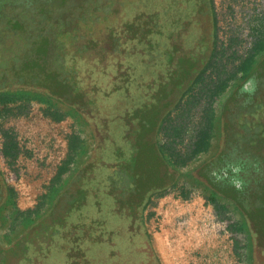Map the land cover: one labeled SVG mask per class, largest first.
Segmentation results:
<instances>
[{
  "label": "flooded vegetation",
  "instance_id": "1",
  "mask_svg": "<svg viewBox=\"0 0 264 264\" xmlns=\"http://www.w3.org/2000/svg\"><path fill=\"white\" fill-rule=\"evenodd\" d=\"M130 2V0H0L1 60L14 56L18 58L25 52L24 43H29V38L34 36L30 22L41 19V15H45L43 25L46 24L43 27V34L50 38L51 24H64L66 31L69 28L82 27V33H74L76 36L73 32L62 36L67 46L59 55L69 59L63 70L67 91L63 94L62 101L52 98L51 100L69 106L86 119H92L98 142L95 151V194L87 189L84 194L95 200V232L91 233V236H94L91 246L87 239H84L89 231L82 229L79 233L82 243L77 245L79 249L75 247L74 232L70 235L64 233L68 224L65 226L62 222L64 230H61L58 240L56 239L48 250L44 249L42 257L37 259L38 254L35 255V251H40L42 245L50 242L53 234L44 227L50 224L52 215H49L44 223H37L39 226L35 229L41 233L35 234L39 236L36 238L37 241L30 238L17 242L13 247L16 253L12 255L14 264H21L19 259L25 258L24 256L30 257L34 262L39 260L35 264H50L52 259L57 262L56 264H62L61 261H65V264H159L150 237L144 228L143 205L148 196L157 194L161 183L164 184L173 178V171L169 169L163 171L168 177L164 181L156 179V182L152 181L154 177L146 182L142 177L141 182L140 179L136 180L131 165L123 174L115 173L122 163L133 159L134 155L131 142L122 138L120 122L122 111L124 107L139 104L142 108L146 106L156 108L160 117L166 111L170 113L185 95L192 93L199 77L205 73L216 46L217 21L213 0H157L150 8L147 7L149 1L143 0L142 12L137 16L127 14ZM9 20L11 22L22 20L23 24L29 27H26L27 32L23 33V36L20 35L21 31L14 32V29L6 26V21ZM128 24L132 25V28L128 27ZM124 27L131 32L137 31L134 38L142 44L141 47L128 49L123 47L133 39L130 38L131 32L129 36L127 30L126 34L124 33ZM109 34L119 41V44H123L122 48L125 49L123 55L129 60L134 59L137 67H132L135 64L128 67L121 63L120 68L117 66L116 71H112L105 68L107 64L96 57L98 54L96 49L90 51L91 48H83L81 52H77L75 42L70 39L78 38V44H82L83 40L92 36L97 41L107 40ZM22 43L23 46L19 48V44ZM118 50L106 52L103 59L110 60L112 54ZM80 63H87L86 68H80ZM13 73L15 68L11 67V62L5 67L0 65V80L5 76L7 87L19 85L12 76ZM259 79L261 80L260 77ZM3 85L2 82L0 86ZM258 85L254 77L249 79L240 91L241 98L236 99L239 101L245 100L244 98L253 99ZM224 93V97L221 96L222 93L218 95L219 105L228 97ZM145 138L148 142L152 141L153 133H148ZM128 145L131 146L130 149ZM216 153L206 161L207 168L203 171L210 182L225 190L224 195L220 196L224 203L231 202L225 196L229 193L226 187L233 185L244 193L249 184L255 187L256 181L259 182L264 176V164L260 161L253 163L254 159H248L246 151L231 150L215 157ZM258 155L264 156V150L262 149ZM163 172L160 173L162 177ZM199 177L209 187L205 177ZM84 186L86 185L82 187ZM11 196L12 192L0 176V225L2 213L8 206L7 201L13 199ZM85 206L81 207L78 204L76 206L78 213L83 209L82 214L85 215ZM63 207L64 210L68 208L65 203ZM64 210L56 212L54 209L49 214L53 211L54 214L61 213ZM235 210L239 212L243 226L251 233L256 264H264V235H255L246 223V212L239 208ZM68 215L67 218L72 217L73 222L76 221L77 217L73 213ZM33 225L36 224L32 223L31 226ZM20 243L28 247L27 254L17 249ZM85 245L90 248L84 249ZM9 254V251L0 248V264H11Z\"/></svg>",
  "mask_w": 264,
  "mask_h": 264
},
{
  "label": "rangeland",
  "instance_id": "2",
  "mask_svg": "<svg viewBox=\"0 0 264 264\" xmlns=\"http://www.w3.org/2000/svg\"><path fill=\"white\" fill-rule=\"evenodd\" d=\"M130 1L127 14L139 15L143 0ZM147 1V7L150 8L157 0ZM213 2L217 21L215 42L219 51V67L215 71L208 67L202 75L203 80L198 82L192 93L182 98L178 108L171 111L170 119L173 123L183 121L185 124L177 143L174 141L172 144L171 138L163 135V132L158 134L159 143H169L176 152L187 157L183 164L175 167L177 174L174 184L168 185L163 194L152 195L143 212L144 228L159 264H256L253 240L248 228L243 226V231L240 232L230 228L233 224L242 223L239 212L234 208L217 211L208 198L211 192L209 187L195 176V172L220 148L219 94L211 96V91L207 92L206 88L212 89L216 79L223 80L234 73L240 60L247 56L257 39L264 37V0ZM136 32H131L130 38L133 39L123 47L128 49L142 46L134 38ZM121 49L114 53L115 57L112 54L110 60L104 59L103 63L107 64L105 68L116 71L121 63L128 67L135 64L132 67H137V62L124 56L125 49ZM79 66L85 69L87 63H80ZM239 76L240 74L227 80V84L231 86ZM11 107L6 110L0 108V132L10 130L15 134L20 153L11 167L7 166L0 153V171L4 183L14 193L16 207L8 205L2 213L0 248L9 251V261L14 264L12 255L16 253L13 247L19 241L38 239L39 236L35 234L41 233L35 229L39 226L37 223H44L50 211L64 210V203L69 207L68 203L86 194V189L95 194V151L98 142L92 119L80 116L65 104L58 103V108L61 112L71 111V114L59 122L46 116V106L36 101H31L22 108ZM210 108L215 113L210 148L188 158L186 155L198 131L205 126ZM1 143L0 135V150ZM62 167L65 171L58 177ZM83 185L86 186L82 187ZM180 192H184L186 196L183 197ZM58 202L54 208V204ZM90 203L94 206L92 212L88 211ZM94 203L95 200L89 198L81 206L87 204L83 218L94 221L93 223ZM65 214L67 215L66 212ZM29 217L34 218L36 225H24V220ZM71 218L68 220L73 222ZM65 228L64 233L67 235L73 233L69 224ZM88 231V236L85 235L84 239L91 246L94 237L91 233L94 231ZM89 246L85 245L83 248H90ZM27 248L24 243L17 246L24 254H27ZM56 263L53 259L50 262ZM60 263L65 264V261Z\"/></svg>",
  "mask_w": 264,
  "mask_h": 264
},
{
  "label": "trees",
  "instance_id": "3",
  "mask_svg": "<svg viewBox=\"0 0 264 264\" xmlns=\"http://www.w3.org/2000/svg\"><path fill=\"white\" fill-rule=\"evenodd\" d=\"M40 17L41 19H35L30 22L34 36H32L33 38H29V43H24L26 46H24L26 48L25 52L21 53L18 58L16 56L2 60L0 58L1 66L5 67L11 62V67L15 68V73H13L12 76L15 77V80L18 81L17 84H19L13 87H7L6 77H2L0 84L3 82L4 85L0 86V108L3 110L10 109L12 108L11 106H19L22 108L31 101H36L46 106V116L49 115L54 121L59 122L67 115L71 114V111L61 112L58 108V102L51 100L52 98L56 99V101H62L63 94L67 91L63 70L68 64L69 59H64L59 55V52H64L67 46L62 36L64 34H70V32H73V34L82 33V27L69 28L68 31H66L64 24H51L52 26L50 25L51 27L49 30L52 32V38H50L43 34V27L46 26V24L43 25L45 23V15H41ZM6 26L14 29V32L21 31V36L28 30L26 28L28 25L25 23L23 24L22 20H15L14 22H11V20L6 21ZM128 27L132 28V25L128 24ZM7 30H9V28ZM123 30L124 33L127 30L128 34L131 32L127 27H124ZM109 35L107 40L104 41H97L93 36L88 39L82 37L85 39L82 44H78V38L74 40L75 37H70V39L75 42L74 46H76L77 52H81L83 48H91L90 51L96 49L98 52L96 57H99L103 62L106 52L120 50L123 46V44H119V41L115 40L111 34ZM22 46L23 43L19 44L18 47L20 48ZM111 48H113V50H111ZM218 54L219 51L216 46H214L208 62V67H210L212 71L217 70L219 67ZM238 74H240V76L237 81L231 86L228 85L227 80L236 78ZM253 77L257 85L258 80H260L259 77L261 78L254 92L256 95L253 99L244 98L245 100L242 101L237 100L236 98H241L242 93L240 91L244 83ZM202 80L203 78L200 76L197 82ZM216 80L212 89L206 88L207 92L211 91V96H217L221 93V96H223L225 92L224 95L227 94L228 97L219 105L221 111L219 119L220 148L215 157L218 156V154L226 153V151L243 150L248 153V159H254L252 161L253 163L260 161L264 164V156L258 155L262 149L264 150V37L257 39L247 56L240 60L234 73H231L223 80L219 78ZM11 81L13 82V80ZM26 87H28V89H25ZM45 94L49 95L50 98ZM176 108H178V105L175 109ZM170 113L166 111L162 116L158 117L159 112L156 108L150 106L142 108L137 104L132 107H124L122 111V120L120 121L122 138L123 140H129L131 142L134 155L133 159H129V161L122 163L121 167L116 169L118 172L115 173L123 174V172H126L129 168L128 166L131 165L136 180L139 181L140 179L141 182L142 177L144 182H146L154 177L155 179L152 181L156 182V179L164 181L165 178L168 177L164 172L167 171V169L172 170L173 178L170 181H165L166 183L164 184L159 181L162 185L159 183L161 188L156 193L160 195L165 192L168 185L174 184L177 174L175 167L179 164H183L186 160L184 158H187L176 152L171 144H161L157 139L160 132H163V135L169 136L172 144L181 137L185 124L183 121L173 123L174 121L172 122ZM209 113L206 117L205 126L198 131V134L191 144V148L186 155L188 158H193L197 154L208 151L210 148V142L213 136L212 130L215 125L214 109L210 108ZM167 114L169 115L166 116ZM151 132L153 133V140L148 142L145 137ZM0 135L2 138L0 153L7 166L11 167L20 153L18 142L15 139V134L10 130H1ZM131 146L128 145V149H130ZM212 156L214 155H211L210 158ZM206 163L207 162L203 163L197 168L195 176L198 179L200 178L199 176L205 177L211 191L208 198L213 203L214 208L219 212L223 210L226 211L228 208H239L241 211L246 212V223L251 228L252 232L255 235H264V176L259 182L256 181L255 187H251L252 184H249L247 191L244 193L236 189L233 185L226 187L225 189H229V193L225 196L228 197L231 202L224 203L220 200V196L224 195L225 190L215 183L210 182L206 173L203 171L207 168ZM253 170L254 169H250V171ZM64 171V167L60 168L58 177H60V174ZM161 172H163V177L160 175ZM0 176H2L1 171ZM10 191L12 192L11 189ZM180 193L183 197L186 196L184 192ZM13 195L14 193L12 192V198ZM151 197L148 196V199L145 201L143 211L150 202ZM86 201L87 196L84 195L80 199L77 198L70 204L68 203L69 207L67 210L56 214H54L55 212L53 211L50 214L52 215L50 224L44 227L53 233L50 238L51 241L47 242L46 245L44 244L45 242H40V244L44 245H42L40 251H35V255L38 254L37 259L42 257L41 254L44 249L48 250L56 239L58 240V236L61 235V230H64V226L62 228V222L64 225L69 224L71 226L74 232L73 243L78 249L79 247L77 245H81L82 243L81 237L79 236L80 231L85 229L95 232V223L91 220H87V218L84 219L82 214L83 209L78 213L76 207L78 204L82 206ZM58 204L59 202L55 203L54 206ZM6 205H13L16 207L15 202L11 198L7 201ZM88 209H90L88 211L92 212L94 210L93 204L91 205L90 203ZM65 211L67 215L69 211L73 213V215L77 217L76 221L68 222V216L65 214ZM32 223L36 224L34 218L31 219L29 217V219L27 218L24 220L25 226H29ZM246 223L244 222V224ZM230 228L236 232L243 231V223L233 224ZM24 257L25 258L22 257L19 259L21 264H35V262L39 261L35 260L34 262L31 261L30 257Z\"/></svg>",
  "mask_w": 264,
  "mask_h": 264
},
{
  "label": "crops",
  "instance_id": "4",
  "mask_svg": "<svg viewBox=\"0 0 264 264\" xmlns=\"http://www.w3.org/2000/svg\"><path fill=\"white\" fill-rule=\"evenodd\" d=\"M51 118V117H50ZM52 119V118H51ZM62 121V120H61Z\"/></svg>",
  "mask_w": 264,
  "mask_h": 264
},
{
  "label": "built area",
  "instance_id": "5",
  "mask_svg": "<svg viewBox=\"0 0 264 264\" xmlns=\"http://www.w3.org/2000/svg\"><path fill=\"white\" fill-rule=\"evenodd\" d=\"M2 156V155H1Z\"/></svg>",
  "mask_w": 264,
  "mask_h": 264
}]
</instances>
